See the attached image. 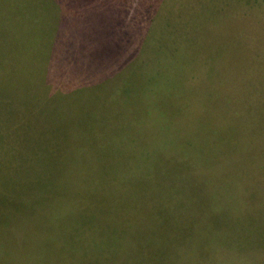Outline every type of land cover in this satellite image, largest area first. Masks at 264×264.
<instances>
[{
    "label": "rangeland",
    "instance_id": "1",
    "mask_svg": "<svg viewBox=\"0 0 264 264\" xmlns=\"http://www.w3.org/2000/svg\"><path fill=\"white\" fill-rule=\"evenodd\" d=\"M1 5L0 264H264V0Z\"/></svg>",
    "mask_w": 264,
    "mask_h": 264
},
{
    "label": "trees",
    "instance_id": "2",
    "mask_svg": "<svg viewBox=\"0 0 264 264\" xmlns=\"http://www.w3.org/2000/svg\"><path fill=\"white\" fill-rule=\"evenodd\" d=\"M3 1H5V0H0V7L2 6L1 4H2ZM52 1L54 2V0H52ZM11 8H12V6L9 5V9H11ZM47 57H48V55H47ZM152 103L154 104V102H152ZM157 109H158V108H157ZM150 113H151V112H150ZM59 201H61V200L59 199Z\"/></svg>",
    "mask_w": 264,
    "mask_h": 264
}]
</instances>
